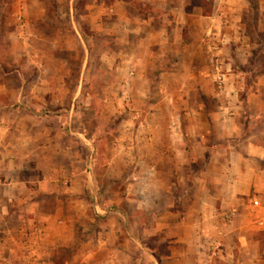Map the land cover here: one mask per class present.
<instances>
[{
    "label": "rangeland",
    "instance_id": "374dc122",
    "mask_svg": "<svg viewBox=\"0 0 264 264\" xmlns=\"http://www.w3.org/2000/svg\"><path fill=\"white\" fill-rule=\"evenodd\" d=\"M0 86V264H264V0H0Z\"/></svg>",
    "mask_w": 264,
    "mask_h": 264
},
{
    "label": "crops",
    "instance_id": "0c3cea01",
    "mask_svg": "<svg viewBox=\"0 0 264 264\" xmlns=\"http://www.w3.org/2000/svg\"><path fill=\"white\" fill-rule=\"evenodd\" d=\"M13 3H14V2H13ZM18 5H19V4H18ZM0 87H1V86H0ZM56 133H57V132H56ZM56 133H55V134H56ZM39 151H40V150H39ZM17 184L20 186L21 184H23V181H22V180H17V179L15 180V179H14V180H10L9 183H6V184H4V185H5V187H6L7 190H12V189H16V185H17ZM8 197H9L8 200L11 201V200H12V196L9 194ZM65 247H67V246H65ZM188 249H189L190 253H192V254L198 252V248H197V246H195V245H193V244H191V243L189 244Z\"/></svg>",
    "mask_w": 264,
    "mask_h": 264
},
{
    "label": "trees",
    "instance_id": "16d2710c",
    "mask_svg": "<svg viewBox=\"0 0 264 264\" xmlns=\"http://www.w3.org/2000/svg\"><path fill=\"white\" fill-rule=\"evenodd\" d=\"M202 13H203L204 16H210V14H211L210 10H207V9L206 10H202Z\"/></svg>",
    "mask_w": 264,
    "mask_h": 264
}]
</instances>
